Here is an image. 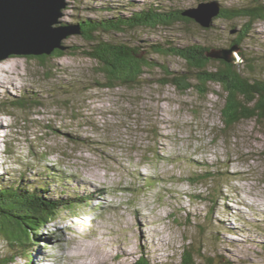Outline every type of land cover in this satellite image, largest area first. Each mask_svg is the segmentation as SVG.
I'll return each mask as SVG.
<instances>
[{
    "label": "rangeland",
    "instance_id": "rangeland-1",
    "mask_svg": "<svg viewBox=\"0 0 264 264\" xmlns=\"http://www.w3.org/2000/svg\"><path fill=\"white\" fill-rule=\"evenodd\" d=\"M259 1L68 0L57 26L74 28L116 12L129 17L149 3L187 11L210 2L243 8ZM249 22L216 17L209 29L194 21L103 33L105 41L136 47L155 62L132 89L100 85L99 63L87 55L91 45L81 33L63 41L68 54L61 59L0 62V184L25 174L29 187L48 184L52 198L65 190L91 200L77 209L78 218L63 213L13 264H133L142 254L151 264H182L190 244L215 264H264V124L243 121L225 133L220 87L201 96L163 85L156 63L176 73L188 67L152 47L232 49L250 29L235 55L241 72L264 79V20ZM24 95L29 105H12ZM205 169L215 178L193 184ZM11 249L0 239V261ZM46 256L51 260L43 262Z\"/></svg>",
    "mask_w": 264,
    "mask_h": 264
},
{
    "label": "trees",
    "instance_id": "trees-1",
    "mask_svg": "<svg viewBox=\"0 0 264 264\" xmlns=\"http://www.w3.org/2000/svg\"><path fill=\"white\" fill-rule=\"evenodd\" d=\"M185 11L157 7L149 3L147 10L133 12L129 17L116 12L115 16L119 15V17L90 18L79 22L77 26L80 28L81 36L91 45L87 55L99 63L104 79L100 85L106 89L121 87L132 89L142 82L146 70L156 67L155 62L144 55V51L126 44L105 41L100 35L135 28L155 30L176 24L188 26L194 23V20L185 16ZM217 17L226 20L245 19L250 21L248 26H251L254 22L264 20V2H255L243 8L220 6V14ZM249 33L250 29L244 30L231 47H242ZM152 47L157 54L182 58L188 67L187 71L176 73L165 64L156 63L165 73L164 78L160 80L163 85H172L182 93L196 90L201 96L210 95L211 85L220 87L218 95L223 102L221 114L225 133L243 121L254 120L264 124V79L252 78L244 74L239 64L208 57V53L213 49L211 47L199 44L187 46L158 44ZM67 54L68 52L57 49L52 55L32 56L28 59L45 63L48 59H61ZM241 57L247 62L249 69L255 70L254 60L244 54ZM30 102V99L24 95L18 101L12 102V105L26 107ZM25 178L24 174L19 176L15 184H0V239L10 245L15 255L2 259L0 264H13V259L19 254L23 255V251L28 252L34 245L33 242L39 238V234L50 229V225L61 219L63 213L70 212L73 217L78 218L81 214L77 209L90 206L91 203L89 198L75 197L65 190L60 198H52L48 184L42 187H29V182ZM214 178L212 170L205 169L191 181L193 184H202ZM66 195L67 197L64 198ZM183 257L182 264H198L197 259L203 258L206 264H215V258L204 257L202 250L196 249L194 244L186 248ZM133 264H151V262L142 254Z\"/></svg>",
    "mask_w": 264,
    "mask_h": 264
},
{
    "label": "water",
    "instance_id": "water-1",
    "mask_svg": "<svg viewBox=\"0 0 264 264\" xmlns=\"http://www.w3.org/2000/svg\"><path fill=\"white\" fill-rule=\"evenodd\" d=\"M67 7L68 0H0V62L11 56H49L57 49L65 50L63 41L80 34L79 27L57 26ZM219 14L220 5L216 2L184 12L203 28L212 27ZM238 49H212L208 57L238 64Z\"/></svg>",
    "mask_w": 264,
    "mask_h": 264
},
{
    "label": "bare ground",
    "instance_id": "bare-ground-1",
    "mask_svg": "<svg viewBox=\"0 0 264 264\" xmlns=\"http://www.w3.org/2000/svg\"><path fill=\"white\" fill-rule=\"evenodd\" d=\"M142 213H140V217H142V215H141ZM126 247H128V248H130L129 246H126Z\"/></svg>",
    "mask_w": 264,
    "mask_h": 264
}]
</instances>
